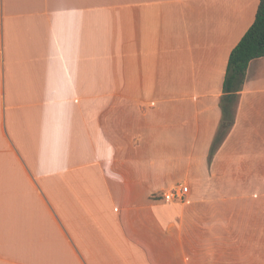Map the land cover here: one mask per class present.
Masks as SVG:
<instances>
[{"label": "crops", "instance_id": "1", "mask_svg": "<svg viewBox=\"0 0 264 264\" xmlns=\"http://www.w3.org/2000/svg\"><path fill=\"white\" fill-rule=\"evenodd\" d=\"M258 3L0 0V264H233L187 231L200 204L152 194L234 147L264 178V56L209 153L227 59Z\"/></svg>", "mask_w": 264, "mask_h": 264}, {"label": "rangeland", "instance_id": "2", "mask_svg": "<svg viewBox=\"0 0 264 264\" xmlns=\"http://www.w3.org/2000/svg\"><path fill=\"white\" fill-rule=\"evenodd\" d=\"M234 111L235 109H233V118ZM218 148V146L214 147V150ZM234 148L236 149L232 151L231 158L227 164L226 161H221L220 163L218 162V165L215 163V165L213 164L210 167L212 160L209 159V163L205 160L202 163L203 172L201 171L200 176H195L189 170H186L183 177L174 179V181L162 187L159 192L152 194V196L169 203L200 204L201 209L198 208L195 211L197 221L191 222L187 231L201 237V250L231 251L228 257H232L233 264H240L242 259L240 251L248 244L249 250L244 252L242 256L248 253L249 264H257V242L255 237L258 233H264V222H261V224L257 222V209L260 208L257 204L259 203L257 192L259 187H264V178L255 176L257 173L255 171L256 163L241 162L239 160L242 157L241 151L237 147ZM214 150L211 155L215 152ZM226 166L227 168H225ZM240 169L248 171L239 172ZM228 171L237 172L233 176H226L225 172ZM228 173L231 174V172ZM179 184L187 187L186 195L182 199L176 197L166 198L170 190L176 188V185ZM260 200L264 204V195H260ZM242 205L249 206L248 220L245 218L244 213L246 210H242ZM246 236L250 237V240L242 242L241 239ZM253 238L254 240H252ZM218 257L220 258V256H217L215 260L211 257V260L219 264Z\"/></svg>", "mask_w": 264, "mask_h": 264}, {"label": "trees", "instance_id": "3", "mask_svg": "<svg viewBox=\"0 0 264 264\" xmlns=\"http://www.w3.org/2000/svg\"><path fill=\"white\" fill-rule=\"evenodd\" d=\"M262 56H264V0H259L253 22L232 48L227 59L222 83L223 95L220 100L222 120L211 146L210 155L231 127L237 92L241 88L249 62Z\"/></svg>", "mask_w": 264, "mask_h": 264}, {"label": "built area", "instance_id": "4", "mask_svg": "<svg viewBox=\"0 0 264 264\" xmlns=\"http://www.w3.org/2000/svg\"><path fill=\"white\" fill-rule=\"evenodd\" d=\"M177 187L176 188H173L170 190L168 196H166V198H179V199H182L185 195H186V192H187V187L182 185V184H179V185H176Z\"/></svg>", "mask_w": 264, "mask_h": 264}]
</instances>
